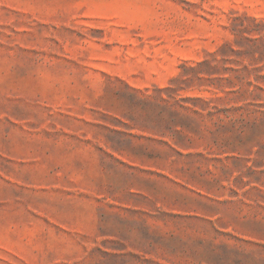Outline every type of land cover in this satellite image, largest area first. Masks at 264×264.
<instances>
[{"label": "rangeland", "instance_id": "374dc122", "mask_svg": "<svg viewBox=\"0 0 264 264\" xmlns=\"http://www.w3.org/2000/svg\"><path fill=\"white\" fill-rule=\"evenodd\" d=\"M0 264H264V0H0Z\"/></svg>", "mask_w": 264, "mask_h": 264}]
</instances>
